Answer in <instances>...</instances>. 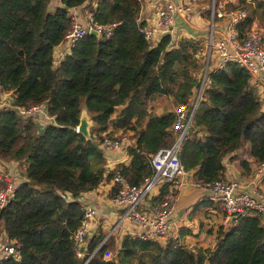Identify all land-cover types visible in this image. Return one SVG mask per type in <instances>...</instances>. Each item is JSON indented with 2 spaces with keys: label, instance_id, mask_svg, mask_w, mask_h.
Masks as SVG:
<instances>
[{
  "label": "trees",
  "instance_id": "1",
  "mask_svg": "<svg viewBox=\"0 0 264 264\" xmlns=\"http://www.w3.org/2000/svg\"><path fill=\"white\" fill-rule=\"evenodd\" d=\"M85 1L59 0L49 8L51 0H0V88L10 92L15 106L44 104L46 110L38 128L35 120L0 108V160L15 162L22 178H12V195L0 207V228L17 243L19 258L1 264H264V227L255 217L218 230L213 248L124 235L117 251L106 241L88 258L101 239L93 238L89 251L77 254L71 234L81 219V195L109 181L113 170L130 185L152 173L150 155L173 138L166 131L170 116L157 115L147 105L155 95L172 96L177 103L190 100L203 63L201 39H181L168 47L164 35L147 43L139 31L136 0H95L89 9L93 22L114 24L111 34L99 39L86 34L53 66L52 49L70 25L67 9ZM226 8L245 10L235 26L239 34L257 20L264 45V0L253 5L239 0ZM203 13L208 17V10ZM82 113L89 123L87 139L74 131ZM193 129L177 159L196 181L221 177L223 156L243 142L255 161L264 160V110L243 68L230 63L210 72ZM127 132L133 143L126 147L128 163L105 170L100 140ZM240 165L243 174L248 172L246 161ZM187 233L182 229L179 236ZM105 250L113 257L103 259Z\"/></svg>",
  "mask_w": 264,
  "mask_h": 264
},
{
  "label": "built area",
  "instance_id": "2",
  "mask_svg": "<svg viewBox=\"0 0 264 264\" xmlns=\"http://www.w3.org/2000/svg\"><path fill=\"white\" fill-rule=\"evenodd\" d=\"M139 10L146 0H136ZM239 0H209L208 17L202 25V8L199 2L203 0H149L152 15L139 28L144 40L155 44L160 37L167 35L168 47L181 39L203 40L202 72L194 96L182 103H174L170 110L171 121L166 131L172 136L170 146L158 149L150 156L153 172L145 176L140 184L130 185L126 179L114 171L110 178L111 191L109 196V211L117 218V222L126 221L139 228L138 238L162 244L168 240L173 229V205L178 190L182 186H191L204 191L206 200L218 205L219 224L227 229L241 217H255L264 222V160L255 161L251 169L253 180L246 188H242L234 181L221 177L209 182L196 181L191 171H186L177 159V152L181 142L188 136L191 120L201 98L203 88L209 83V74L214 70L223 71L232 63L243 68L249 76V84L264 96V45L261 31L254 28L252 23L244 33H238L235 26L243 21L245 10L242 8L227 9L228 4L235 5ZM253 5L256 0H243ZM207 3V2H206ZM89 7H94V1L89 5L83 4L84 24L74 21L70 14V25L61 43L70 49L74 43L94 30L96 38L108 37L114 24H97L93 22ZM138 10V14H139ZM201 13V15H200ZM218 20V21H217ZM202 37V38H199ZM211 62V65L209 63ZM8 97V98H7ZM44 104L15 106L10 92L0 88V108L14 110L21 119L46 117ZM52 120V117H47ZM100 147L117 151L122 146V140L103 137ZM250 170V169H249ZM249 172V171H248ZM14 189L12 174L7 171L5 162L0 160V207L11 197ZM94 208L90 202L82 205L81 219L71 234L73 246L78 255L82 244L88 237L90 220L94 217ZM115 229L110 226L106 235L92 250L99 248ZM6 238V236H5ZM0 240V264L5 259H18V245L13 239ZM113 257V253L105 250L103 259Z\"/></svg>",
  "mask_w": 264,
  "mask_h": 264
},
{
  "label": "crops",
  "instance_id": "3",
  "mask_svg": "<svg viewBox=\"0 0 264 264\" xmlns=\"http://www.w3.org/2000/svg\"><path fill=\"white\" fill-rule=\"evenodd\" d=\"M92 1L93 0H87L84 3L89 5ZM58 4L59 0H51L49 8H54ZM82 6L83 4L79 7L70 9L69 13L74 17V21L84 24V9L82 8ZM201 6L202 4L200 5V7ZM202 10H204V6L202 7ZM152 12L153 11L151 9V4L149 0H146L140 8L138 16L143 21L149 18L152 15ZM202 14L204 13L202 12ZM205 21V17H203L202 25H204ZM68 52L69 49L65 48L62 43L55 45L52 49L53 65L56 66ZM258 97L261 101V109L264 110V96H262L260 92L258 93ZM152 99L151 103L153 104L155 100ZM119 108L120 106H118L116 110H118ZM151 111L159 115L158 112H155L156 109H151ZM200 133L201 132H198V135H200ZM125 134L129 136L130 132H127ZM124 138L125 137H121L122 146L119 150H103V152H105V170L112 169L118 163H122L124 165L128 163L129 157L126 153V147L132 145L133 143L132 140H125ZM241 161L247 162V171L249 172L243 174V168L240 165ZM221 163L223 166V179L234 181L242 188H246L249 185V181L253 180L251 169L255 164V160L249 155L247 143L243 142L241 147L223 156ZM5 165L6 169L12 174V178H14L15 181L19 182L22 180V178H19L18 176L17 165L15 162L8 161L5 162ZM110 191V181H104L93 190L81 195L82 205L90 202L93 205L95 211L94 217L90 220L91 222L88 228L89 235L85 239L81 247L82 253H86L87 251H89L87 249V245L88 242L91 241V239H102L112 225H115V229L111 232L106 241L111 242L115 251L119 249L121 238L124 235L137 236L139 234V228H137L133 224H130L129 222L120 221L115 223L116 221H118V218L116 217L117 215L115 216L109 211L108 200ZM203 201H206L207 204L203 205ZM195 205L196 207L193 209ZM171 217H173L174 220V229L168 240L177 238L182 245L188 248H213L216 242V235L218 230L217 224L219 222L218 205L215 202L206 200L204 198V191L202 189L194 188L191 186L180 187V189L178 190L176 201L173 205ZM260 224L264 227V222L260 221ZM182 229L189 230V233L179 236V233ZM0 240H7L1 228ZM203 264H208V262L204 261Z\"/></svg>",
  "mask_w": 264,
  "mask_h": 264
},
{
  "label": "rangeland",
  "instance_id": "4",
  "mask_svg": "<svg viewBox=\"0 0 264 264\" xmlns=\"http://www.w3.org/2000/svg\"><path fill=\"white\" fill-rule=\"evenodd\" d=\"M199 4H202L201 8L203 6H204V8H206L207 6L208 7L210 6L209 2L206 3L204 0H203V2H199ZM205 11L206 10L204 9V12ZM253 24H254V28L256 30H259V31L263 32V29L258 26L259 23H258L257 20H254ZM205 25H206V23H205ZM199 38H202V37H199ZM202 44H203V40H202ZM202 52H203V50H202ZM202 52H201V54H199V56L201 58L199 60L200 62L203 59V53ZM209 65H211V62L209 63ZM152 100H155L154 103L152 104L151 100H150V102L148 103L147 107L149 108L150 111H151V109H156L155 112H158L159 115L168 114L170 112L173 104L176 103V100L172 96H166V95H155ZM179 104H182V103H179ZM19 119H21V118H19ZM21 120H24V119H21ZM118 134H121V133H117L116 135H113V138H116L118 140H121V137L128 138L127 134H121V136H118Z\"/></svg>",
  "mask_w": 264,
  "mask_h": 264
},
{
  "label": "water",
  "instance_id": "5",
  "mask_svg": "<svg viewBox=\"0 0 264 264\" xmlns=\"http://www.w3.org/2000/svg\"><path fill=\"white\" fill-rule=\"evenodd\" d=\"M67 11H69V10L67 9ZM89 34L95 35L94 30L89 29ZM88 126H89V123L87 120V116L83 113L80 115V117L78 119V123H77L75 132L81 134V136L83 138L87 139L89 137ZM93 145H95V144H93Z\"/></svg>",
  "mask_w": 264,
  "mask_h": 264
},
{
  "label": "clouds",
  "instance_id": "6",
  "mask_svg": "<svg viewBox=\"0 0 264 264\" xmlns=\"http://www.w3.org/2000/svg\"><path fill=\"white\" fill-rule=\"evenodd\" d=\"M93 1H94V5H95V0H93ZM91 3H92V2H91ZM83 4H84V3H83ZM80 6H81V5H80ZM78 7H79V6H78ZM90 8H93V7H89V9H90ZM69 16H70V13H69ZM69 16H68V17H69ZM69 20H70V19H69ZM88 34H89V32H88ZM84 36H85V35H84ZM93 36H95V35H93ZM61 41H62V40H61ZM60 43H61V42H60ZM58 44H59V43H58ZM202 47H203V45H202ZM202 53H203V52H202ZM52 65H53V58H52ZM53 66H54V65H53ZM236 66H237V65H236ZM247 75H248V74H247ZM248 79H249V76H248ZM248 82H249V81H248ZM250 86H251V85H250ZM251 87H252V86H251ZM252 88H254V87H252ZM254 89H255V88H254ZM255 90H256V89H255ZM256 92H257V91H256ZM257 94H258V92H257ZM200 99H201V98H200ZM200 99H199V100H200ZM258 100H259V97H258ZM259 101H260V100H259ZM198 102H199V101H198ZM176 103H177V102H176ZM260 103H261V101H260ZM178 104H179V103H178ZM197 104H198V103H197ZM196 108H197V107H196ZM195 111H196V109H195ZM168 115L170 116V112L168 113ZM193 115H194V114H193ZM170 118H171V117H170ZM50 121H52V120H50ZM75 130H76V127L74 128V131H75ZM191 132H193V133L195 132V129H193V118H192V120H191V128H190V131H189L188 135H189ZM198 132H200V131H198ZM197 135H198V133H197ZM200 135H201V133H200ZM200 135H198V136H200ZM187 137H188V136H187ZM187 137H185V138H187ZM115 139H116V138H115ZM124 139H125V140H129V138H126V137H125ZM180 145H181V144H180ZM99 146H100V145H99ZM179 148H180V147H179ZM100 149H101V150H104L102 147H100ZM150 156H151V155H150ZM149 162H150V159H149ZM118 164H119V163H118ZM121 164H122V163H121ZM116 165H117V164H116ZM116 165H115V166H116ZM115 166H114V167H115ZM150 166H151V165H150ZM114 167H113L112 169H110V170H113ZM151 168H152V166H151ZM110 170H107V171H110ZM114 171H115V170H113V172H114ZM152 172H153V168H152ZM151 174H152V173H151ZM151 174H150V175H151ZM147 176H149V175H147ZM141 181H142V180H141ZM139 184H140V183H139ZM228 228H229V227H228ZM228 228H227V229H228ZM217 229H218V230H221V231H226V230H227V229H222V228H221V225L219 224V222H218V224H217ZM218 230H217V231H218ZM161 245H162V244H161Z\"/></svg>",
  "mask_w": 264,
  "mask_h": 264
}]
</instances>
